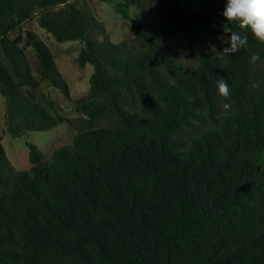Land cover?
I'll return each mask as SVG.
<instances>
[{"label":"trees","instance_id":"obj_1","mask_svg":"<svg viewBox=\"0 0 264 264\" xmlns=\"http://www.w3.org/2000/svg\"><path fill=\"white\" fill-rule=\"evenodd\" d=\"M99 1L131 22L143 50L90 39L101 24L69 0H0L12 137L68 122L43 85L70 96L37 35L11 33L35 18L56 42L80 41L75 62L93 67L69 144L47 160L28 144L29 169L7 180L0 137V264H264V44L234 25L247 47L220 53L226 0Z\"/></svg>","mask_w":264,"mask_h":264},{"label":"rangeland","instance_id":"obj_2","mask_svg":"<svg viewBox=\"0 0 264 264\" xmlns=\"http://www.w3.org/2000/svg\"><path fill=\"white\" fill-rule=\"evenodd\" d=\"M69 2L101 24V29L89 33L90 39L101 42L108 41L114 44L125 43L128 49L135 51L144 49V44L130 28L131 22L122 19L114 11L111 4L99 0H69ZM138 12V9L131 8L130 17H133ZM26 30L34 32L48 47L54 57V62L61 78L67 84L70 99H66L58 89L53 87L43 85V89L57 103L60 110L59 115L68 120V122L59 124L49 131H28L18 137H12L7 131L5 104L0 95V137L8 162V168L4 173L7 180L10 179L12 172L29 169L28 144L35 145L41 151L43 159L47 160L55 149L70 143L75 133L78 117L74 111L73 100L88 91L89 77L93 72L91 65L80 68L75 62L78 50L82 46L80 41L56 42L50 34L39 27L35 18L22 24L19 30L11 33L9 37H16L18 33L23 35ZM170 43L176 51V59L180 65L185 69H192L196 64V60L185 53L180 40L176 39L170 41ZM25 52L29 66L33 71L35 59L32 50L28 48Z\"/></svg>","mask_w":264,"mask_h":264},{"label":"clouds","instance_id":"obj_3","mask_svg":"<svg viewBox=\"0 0 264 264\" xmlns=\"http://www.w3.org/2000/svg\"><path fill=\"white\" fill-rule=\"evenodd\" d=\"M222 16L227 21L226 24L222 25L223 32L226 34L222 42L228 44V46L224 47L220 53L231 56V54L238 53L247 47L248 36L235 30L234 25L240 30L250 32L258 42L264 44V0H226ZM212 50L215 51L214 46H212ZM260 59L259 53H254L250 57V62L256 63ZM216 85L219 95L227 100L230 97L228 83L223 79H219L216 81ZM222 108L226 113L230 111L231 105L225 103ZM82 118L87 121L90 116L83 114Z\"/></svg>","mask_w":264,"mask_h":264}]
</instances>
